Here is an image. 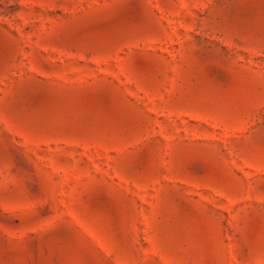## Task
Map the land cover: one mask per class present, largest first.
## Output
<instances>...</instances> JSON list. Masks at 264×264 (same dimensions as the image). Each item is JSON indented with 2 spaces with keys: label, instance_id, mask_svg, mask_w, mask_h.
<instances>
[{
  "label": "rangeland",
  "instance_id": "1",
  "mask_svg": "<svg viewBox=\"0 0 264 264\" xmlns=\"http://www.w3.org/2000/svg\"><path fill=\"white\" fill-rule=\"evenodd\" d=\"M0 264H264V0H0Z\"/></svg>",
  "mask_w": 264,
  "mask_h": 264
}]
</instances>
